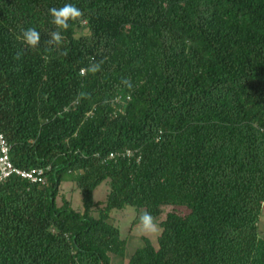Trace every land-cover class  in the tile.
<instances>
[{
    "label": "trees",
    "instance_id": "obj_1",
    "mask_svg": "<svg viewBox=\"0 0 264 264\" xmlns=\"http://www.w3.org/2000/svg\"><path fill=\"white\" fill-rule=\"evenodd\" d=\"M65 2L0 0V132L46 171L0 186V264H111L126 207L161 229L127 264H264V0H70L87 23L48 44ZM67 179L83 212L57 205Z\"/></svg>",
    "mask_w": 264,
    "mask_h": 264
},
{
    "label": "rangeland",
    "instance_id": "obj_2",
    "mask_svg": "<svg viewBox=\"0 0 264 264\" xmlns=\"http://www.w3.org/2000/svg\"><path fill=\"white\" fill-rule=\"evenodd\" d=\"M109 190L108 182L102 183L96 188V190H94L93 201L94 203H99V205H96L93 208L92 213L94 217H97V209L103 208ZM63 200H66L73 210L83 212L81 192L76 183L68 179L63 181L59 186L58 196L56 199L57 205L61 206ZM169 210L170 208H165L160 219H163L166 212ZM143 213L144 212L142 210L136 211L132 207H126L122 210H113L110 213L109 223L119 230L120 238L126 243L123 257L115 254H109L111 264H127L134 251L144 246V239H148L152 244L156 245L157 237L160 235L161 229L159 227V231L151 235L143 234L139 225V216ZM154 221L156 223L159 222V220ZM259 232L261 236L264 235V205L259 220Z\"/></svg>",
    "mask_w": 264,
    "mask_h": 264
},
{
    "label": "clouds",
    "instance_id": "obj_3",
    "mask_svg": "<svg viewBox=\"0 0 264 264\" xmlns=\"http://www.w3.org/2000/svg\"><path fill=\"white\" fill-rule=\"evenodd\" d=\"M50 17V23L54 26V30L50 33V39L46 43L59 46L64 38V33L70 29V27L80 21L86 24V20H81L83 13L75 3L68 2L63 3L60 7H51L48 10ZM21 39L26 46L36 47L41 42V33L36 27H28L22 30ZM95 72L98 70L97 65H93L90 69ZM139 225L143 234L151 235L159 231L158 224L154 221V217L151 212H144L139 216Z\"/></svg>",
    "mask_w": 264,
    "mask_h": 264
},
{
    "label": "built area",
    "instance_id": "obj_4",
    "mask_svg": "<svg viewBox=\"0 0 264 264\" xmlns=\"http://www.w3.org/2000/svg\"><path fill=\"white\" fill-rule=\"evenodd\" d=\"M130 151H126V156H131ZM118 154L109 153L103 159V162L114 159ZM45 169L33 168L24 170L16 167L10 159V145L6 141L3 134L0 132V186L3 185L11 176H17L29 181L32 184L45 185Z\"/></svg>",
    "mask_w": 264,
    "mask_h": 264
}]
</instances>
